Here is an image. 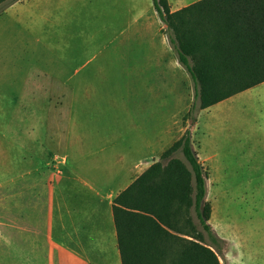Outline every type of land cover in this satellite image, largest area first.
<instances>
[{"label":"crops","instance_id":"1","mask_svg":"<svg viewBox=\"0 0 264 264\" xmlns=\"http://www.w3.org/2000/svg\"><path fill=\"white\" fill-rule=\"evenodd\" d=\"M131 1L133 11L124 12L125 22L118 9L107 14L121 22L112 38L117 46L105 48L118 51L123 60L121 51L132 54L131 97L85 90L80 94L72 72L61 82L64 90L41 85L32 112L20 110L36 116L40 131L45 123L52 130L57 116L65 115V153L44 156L40 137L39 144L33 142L34 155L9 159L16 164L3 176L8 179L0 183V199L39 189L30 198L39 217L36 232L30 234L35 238L33 251L0 231V264H122L113 199L183 135V119L193 101L191 78L171 48L152 0ZM196 1L168 0L172 12ZM111 4L122 8L120 0ZM109 23L111 19L105 25ZM53 27L51 18V33ZM116 57L109 51L107 61L116 64ZM53 76L58 84L57 75ZM47 80L52 83V75ZM26 99L22 100L29 105ZM123 129L128 134L123 135ZM192 132L193 143L246 142L242 152L248 156L249 142H263L264 150V83L200 111ZM213 158L209 155V161ZM137 240L133 238V244Z\"/></svg>","mask_w":264,"mask_h":264},{"label":"rangeland","instance_id":"2","mask_svg":"<svg viewBox=\"0 0 264 264\" xmlns=\"http://www.w3.org/2000/svg\"><path fill=\"white\" fill-rule=\"evenodd\" d=\"M114 1L18 0L4 10V3L0 4V183L8 179L3 176L16 164L13 160L34 155L33 142L39 144L40 137L44 141L41 142L44 156L65 153V115L57 116L52 130L49 123H45L40 131L35 126V115L20 113V110L32 112L33 102L40 97L41 85L47 90L55 86L64 90L61 82L73 72L75 89L80 94L85 90L86 93H117L118 97L130 94L131 97L132 54L129 50L121 51L125 54L123 60L118 51L109 48L112 57L117 55L115 64V61H107L109 51L105 48L117 46L112 44V38L121 22L107 14L118 9L125 22L124 12L133 11V3L120 0L122 8H119L111 4ZM51 18L55 22L52 33ZM110 19L111 23L105 25ZM53 45L56 50H52ZM51 75L52 83L47 80ZM53 75H57L58 84L53 82ZM191 88L194 89L192 82ZM23 98H27L29 105ZM251 102L255 104V98L252 97ZM122 131L123 135L128 134ZM50 139L57 142H48ZM243 143L246 146V142L193 143L200 153L199 160L209 172L206 197L212 208L209 223L213 232L225 241L219 255L220 264H264L263 142H249L248 156L247 152H242ZM209 155L214 157L212 161ZM171 157L185 162L180 152ZM37 192L39 189L24 198L19 197L26 201L17 207V217H11L0 207V218L9 219L11 223L5 230L29 251L34 248L35 238L30 234L36 232L39 217L38 208L30 198ZM171 243L174 245L171 253L168 252L166 264H177L182 243Z\"/></svg>","mask_w":264,"mask_h":264},{"label":"trees","instance_id":"3","mask_svg":"<svg viewBox=\"0 0 264 264\" xmlns=\"http://www.w3.org/2000/svg\"><path fill=\"white\" fill-rule=\"evenodd\" d=\"M17 1L0 0L2 10ZM152 4L194 95L183 135L113 199L121 263L166 264L175 241L182 243L177 264H220L225 241L209 223V172L194 149L192 130L200 111L264 83V0H199L176 12L168 0ZM177 152L185 162L171 157ZM24 195L0 199L1 210L17 217ZM9 226V219L0 218L1 233L16 241L5 230Z\"/></svg>","mask_w":264,"mask_h":264}]
</instances>
